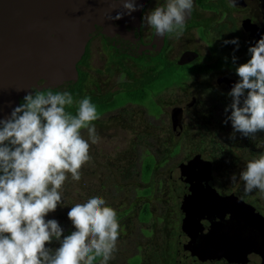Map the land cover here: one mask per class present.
<instances>
[{
	"label": "flooded vegetation",
	"instance_id": "flooded-vegetation-1",
	"mask_svg": "<svg viewBox=\"0 0 264 264\" xmlns=\"http://www.w3.org/2000/svg\"><path fill=\"white\" fill-rule=\"evenodd\" d=\"M164 2L146 0L141 11L140 35L143 43L150 45L155 38L162 39L156 55L136 58L121 53L107 42L105 33L101 32L88 42L85 54L77 65L79 94L77 97L72 95L73 100L78 105L81 99L91 98L99 117L92 122L98 136H116L115 146L123 145L120 151L134 152V159H129V164L133 162L139 165L142 168V181L149 183L139 199L130 200L126 206L115 210L120 234L118 250L109 264H180L183 259L190 258L186 257V250L195 239L184 228L185 211L194 212L195 220H198L207 207L225 205L224 201L229 199L232 204L252 206L264 217V193L253 190L245 194L232 190L224 181L225 177L215 175L213 169L216 162L222 161L220 156L214 154L216 149L226 154L230 151L250 152V159L258 158L264 153V132H258L249 139L235 133L240 137L237 146L236 139L229 138L230 144L217 140L207 157L204 156V150H194L195 147H192V153L172 167V175L165 181L169 190L168 199L158 198L160 206L156 207L149 198L155 187L151 185L153 177L144 175V169L163 166L167 161L168 150L171 155L183 150L182 139L187 130L185 119L202 102L194 88L204 89L212 100L210 109L201 114L200 121L197 119L200 126L211 127L215 136L231 125L215 117V105L226 106L231 103L232 98L228 93L240 79L235 69L251 58L248 48L255 45L264 31V0H235L234 5L232 0H194L191 14L186 16L183 34L179 38L174 34L162 37L142 17ZM236 38L238 49L234 44L224 43ZM186 55L190 60L180 63ZM233 56L236 58L235 63ZM173 88L189 91L187 98L168 107L166 93ZM48 91L41 92L46 94ZM70 109L71 106H66V111ZM174 112H177L176 120L180 126L177 130ZM168 119L169 129L166 126ZM168 132L173 137L170 147L167 146ZM230 133L232 135L233 130ZM81 134L88 140L87 130L82 129ZM89 143L91 160L82 168V187L78 191L82 199L90 194L101 195L103 189L101 171L94 165L103 148L99 143ZM158 152L163 154L157 157ZM234 153L232 156L236 157ZM234 162L241 163L242 160L235 158ZM88 167L94 168V172L88 173L85 169ZM166 203L170 207H166ZM137 204L141 206L138 208ZM66 208L63 204L62 210ZM132 216L136 217V223H131L134 222L130 218ZM99 260L97 258L94 264H99ZM194 260L192 258L191 261ZM212 263L236 262L219 258L212 259Z\"/></svg>",
	"mask_w": 264,
	"mask_h": 264
},
{
	"label": "clouds",
	"instance_id": "clouds-1",
	"mask_svg": "<svg viewBox=\"0 0 264 264\" xmlns=\"http://www.w3.org/2000/svg\"><path fill=\"white\" fill-rule=\"evenodd\" d=\"M120 2L124 11L115 19L139 10L137 0ZM193 6L194 0H165L142 19L157 35L179 38ZM224 43L239 47L238 38ZM248 53L251 58L235 69L240 79L228 93L232 102L225 108L231 109L224 122H231L233 139L237 132L251 138L264 132V37ZM73 103L66 91L30 92L8 118L0 119V264H94L97 258L99 264H109L118 250L117 212L100 196L70 208L67 216L75 230L69 235H63L57 220L45 219L63 203L68 174L74 181L81 179L82 167L91 160L89 141L96 144L100 139L92 123L99 117L91 98L78 102L75 115L66 111ZM230 179L243 181L245 194L264 193V153ZM53 239L60 246L46 247Z\"/></svg>",
	"mask_w": 264,
	"mask_h": 264
},
{
	"label": "water",
	"instance_id": "water-1",
	"mask_svg": "<svg viewBox=\"0 0 264 264\" xmlns=\"http://www.w3.org/2000/svg\"><path fill=\"white\" fill-rule=\"evenodd\" d=\"M145 1L137 0L139 10L131 16L115 19L124 11L120 0H0V119L30 92L71 91L88 42L101 32L121 53L156 55L162 39L145 45L140 35ZM189 60L186 55L180 63ZM176 117L174 112L175 130ZM224 202L207 207L198 220L184 212V228L195 242L180 264H213L219 258L264 264V217L250 205Z\"/></svg>",
	"mask_w": 264,
	"mask_h": 264
},
{
	"label": "rangeland",
	"instance_id": "rangeland-1",
	"mask_svg": "<svg viewBox=\"0 0 264 264\" xmlns=\"http://www.w3.org/2000/svg\"><path fill=\"white\" fill-rule=\"evenodd\" d=\"M188 91L189 89L185 88H173L171 90H168L166 93L168 107H170L176 101L184 100L185 98H187ZM194 91L202 98V102L201 105L197 107V109L194 110L192 113H190L189 117L185 119L187 130L185 131L184 137L182 139L183 150L173 155H171V152H169L168 150L166 163L161 167L155 168L153 171V179L151 180V185H154L155 189H153V192L151 196H149V198L151 199L153 205H155L156 207L160 206L158 204L159 202L157 201L158 198L164 199L167 198V195H169V190L167 189V184L165 181L169 176L172 175V167L177 165L179 161L183 160V158H185L187 155H190L193 151L191 150L192 147H195L194 150H204V156L207 157L211 154V149H214V146L212 145L214 143H217V140L219 143L230 144L229 138L233 139L231 138L232 135H230V132L233 130L231 125L224 127L222 129L224 131L218 132V134H216L215 136L211 131V127L203 128L200 126L201 123H198L197 119L198 121H200L201 114L205 113L206 111H208V109H210V102L212 100L210 98V94L204 89L194 88ZM230 104L231 103L227 104L226 106H224L223 104V106L220 104L215 105L217 107L216 109L214 108L215 110L213 111V113L215 114V117L220 120V122L225 121L227 116L231 114V109H229L228 112H225V108L228 107ZM166 126L169 129V119L166 123ZM227 134L230 135V137ZM166 137L168 138L167 146L170 147V145L173 143V137L171 134H169V132ZM99 138L100 139L98 143L102 145L103 150L101 155L97 157V163H95L94 165H97L96 168L101 171L103 179V189L102 194L96 196L104 198L108 206L117 210L121 207L126 206L130 202V200H135L136 198L139 199L141 197L142 192L144 191L143 189L145 187H148L149 183H144L142 181V168L139 165L133 162L129 164L128 160L134 159V152L129 153L120 151V148L123 145L121 144L119 145V147L115 146L117 143L116 136L109 137L106 135H102V137ZM239 138L240 137L235 134V139L237 140V142L236 145H233L237 146V144L239 143ZM249 138L250 137H248V139ZM216 150L217 151L214 152V154L220 156L222 161L216 162L213 165L214 174L222 178L225 177L224 181L227 182V184L232 190H236L238 192L243 193V181H240L238 179L236 183H232L230 178L234 173L238 177L240 171L246 167L247 161L251 160L249 158L250 152L242 151L240 153H234L233 151H230L229 155L228 153L226 154L225 152H222L218 149ZM174 152L175 150L172 151V153ZM233 153L236 154V157L232 156ZM162 154L163 152H158L156 156L159 157V155ZM244 157L245 161L243 162ZM225 158H228L227 161H224L226 160ZM235 158L241 159L242 162L239 163V161L238 163H235ZM85 169L88 171V173L94 172V168L88 167ZM80 182L81 179L79 181H74L72 180L71 175L68 174V179L66 180L62 189L63 203L57 207L55 212H51L45 217L46 220H57L60 226L62 227L63 235L65 236L71 234V232L75 230L72 225V222L68 219L67 216V213L70 208L77 203H84L90 197L95 196L90 194L87 198L82 199L78 192L79 188L82 187ZM63 204H65V206L67 207L64 211L62 210ZM166 204V207H170V204ZM137 205L138 208L141 206L140 204ZM130 218L131 220H134V222L131 221L132 224L136 223L135 216H132ZM59 246V242L55 239H53L50 244L46 245V247H49L51 249L58 248Z\"/></svg>",
	"mask_w": 264,
	"mask_h": 264
},
{
	"label": "trees",
	"instance_id": "trees-1",
	"mask_svg": "<svg viewBox=\"0 0 264 264\" xmlns=\"http://www.w3.org/2000/svg\"><path fill=\"white\" fill-rule=\"evenodd\" d=\"M53 93H56V92H53ZM69 93L71 95H73L74 97H77L78 94H79V85L77 84ZM77 108H78V105L74 101L73 105H71V109H70L69 112L72 113L73 115H75V113L77 111ZM153 171H154V168L153 167H151V166L150 167H145V169H144V175H146V176H153Z\"/></svg>",
	"mask_w": 264,
	"mask_h": 264
}]
</instances>
